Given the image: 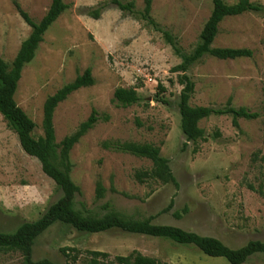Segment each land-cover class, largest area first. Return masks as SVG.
Returning a JSON list of instances; mask_svg holds the SVG:
<instances>
[{"label":"rangeland","instance_id":"obj_1","mask_svg":"<svg viewBox=\"0 0 264 264\" xmlns=\"http://www.w3.org/2000/svg\"><path fill=\"white\" fill-rule=\"evenodd\" d=\"M50 1L0 0V56L5 62L11 63L30 33L15 4L39 21ZM101 1L63 0L69 8L44 33L33 59L21 71L14 95L16 104L34 122L32 135L38 138L43 134L46 98L90 68L94 84L70 94L53 113L56 142L76 131L93 109L99 116L69 152L70 177L81 190L75 207L103 214L101 206L107 203L126 216L149 217L153 224L212 236L233 249L251 240L263 242L264 0H251L261 6L260 12L225 17L211 44L247 48L251 57L221 60L204 55L186 72L194 83L191 106L218 109L231 98L233 107L259 116L238 119V129L228 115L204 118L198 123L204 139L196 142L186 141L180 128L182 73L172 68L181 62L180 54L192 53L200 42L212 0H152L150 17L155 29L140 19L143 0H124L134 2V14L113 6L99 19L82 12ZM117 87H135L138 103L115 106L111 100ZM113 139L159 146L173 181L137 182L134 171L149 170L151 162L101 147L102 141ZM97 178L106 189L100 200L94 195ZM61 196V189L21 149L17 135L0 115V233H13L21 224L39 219ZM64 247L79 250L75 263L62 255ZM92 250L107 253L109 259L138 251L169 264H230L165 238L118 229L86 233L58 222L34 240L31 260L86 264V252ZM0 264H23V257L17 251L0 252ZM243 264H264V255L254 254Z\"/></svg>","mask_w":264,"mask_h":264},{"label":"trees","instance_id":"obj_2","mask_svg":"<svg viewBox=\"0 0 264 264\" xmlns=\"http://www.w3.org/2000/svg\"><path fill=\"white\" fill-rule=\"evenodd\" d=\"M143 3L140 19L144 20L150 27L157 28L156 23L150 17L152 0H143ZM212 4L210 15L200 32V42L192 53L180 54L181 62L172 68L173 72L182 73L179 76L182 89L179 94L178 108L180 128L186 141L196 142L204 139V131L198 126V123L212 115L230 116L231 125L236 129L239 128L238 119L253 120L259 116L258 113L250 112L244 107H233L231 98L227 99L223 108L218 109L189 104L194 93V83L186 75V72L193 63L204 55H210L221 60L252 56V51L247 48H219L212 47L211 44L218 33L219 23L225 17L237 16L245 12H260L261 6L251 0H236L232 4H226L223 0H212ZM109 6L117 8L124 14L135 13L134 2L124 0H104L98 2L94 7H87L82 12L92 19H99L101 13ZM15 7L22 20L30 27V33L21 42L10 64L0 56V115L7 126L17 135L21 149L39 162L42 172L61 189L62 196L51 204L39 219L21 224L13 233H0V252L17 251L21 253L23 264H55L46 259L33 262L31 249L34 240L51 225L58 222L86 233H100L118 229L131 234L165 238L177 244L192 245L203 254L224 258L230 264H243L250 256L257 253L264 255V241L251 240L242 247L233 249L212 236L199 235L171 225L153 224L149 217L133 218L126 216L112 209L107 203L101 206L105 210L103 214L92 213L84 206L76 208V197L81 195V190L70 177L72 165L69 152L79 139L94 127L99 116L97 111L93 109L88 117L79 124L76 131L56 142L53 113L58 104L70 94L80 88L93 85L94 79L90 68H86L73 81L63 85L54 94L47 97L42 107L43 134L34 138L32 133L35 124L16 104L14 95L21 78L22 69L33 59L46 30L69 8V5L63 0H51L46 13L39 21H34L18 4H15ZM178 53L180 52L178 51ZM158 89L164 90L161 85H158ZM111 101L117 107L126 108L137 104L139 97L135 87H117L113 92ZM103 119L107 120L108 117L103 116ZM101 147L149 160L152 164L149 170L134 171L133 177L139 183L151 179L161 183L173 181L168 162L160 155V147L157 145L113 139L102 141ZM110 190L115 192L112 186H110ZM105 192L106 189L102 181L97 178L94 188L95 199H102ZM183 212H187V208H184ZM175 216L180 217V214L176 212ZM60 251L68 261L75 263L78 260L79 250L64 247ZM70 251L74 253L72 254ZM86 253L88 254L86 264H169L143 255L138 251H132L127 255H116L112 259L108 258L107 253L101 251L92 250Z\"/></svg>","mask_w":264,"mask_h":264}]
</instances>
